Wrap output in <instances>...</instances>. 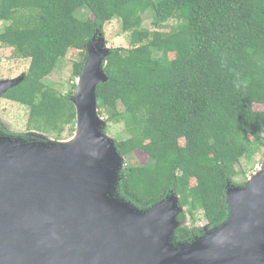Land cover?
<instances>
[{
	"label": "trees",
	"instance_id": "16d2710c",
	"mask_svg": "<svg viewBox=\"0 0 264 264\" xmlns=\"http://www.w3.org/2000/svg\"><path fill=\"white\" fill-rule=\"evenodd\" d=\"M115 18L130 46L105 58L97 106L110 123L124 122L128 135L115 139L122 155H148L124 167L118 196L148 209L176 192L186 207L180 220L189 213L196 221L202 210L209 228L222 225L228 186L246 182L235 181L237 165L264 145V111L254 108L264 105V0H0V45L30 60L23 81L3 96L29 108V130L74 135L75 88L63 94L45 80ZM72 66L80 77L84 62ZM202 233L185 225L175 239Z\"/></svg>",
	"mask_w": 264,
	"mask_h": 264
},
{
	"label": "water",
	"instance_id": "95a60500",
	"mask_svg": "<svg viewBox=\"0 0 264 264\" xmlns=\"http://www.w3.org/2000/svg\"><path fill=\"white\" fill-rule=\"evenodd\" d=\"M97 34L71 97L74 135L26 141L0 132V264H264V169L230 184L228 220L187 242H174L187 225L176 192L148 209L118 196L127 163L97 106L111 49ZM24 77L0 79V97Z\"/></svg>",
	"mask_w": 264,
	"mask_h": 264
},
{
	"label": "rangeland",
	"instance_id": "374dc122",
	"mask_svg": "<svg viewBox=\"0 0 264 264\" xmlns=\"http://www.w3.org/2000/svg\"><path fill=\"white\" fill-rule=\"evenodd\" d=\"M80 17L86 18L88 12L80 11L78 13ZM151 15V12L145 14L144 26H150L151 23L147 20ZM147 21V22H146ZM1 26V25H0ZM121 22L118 19H113L108 22L102 28H99L98 37L102 36L105 38V47H129L130 46V34L125 33L121 29ZM76 50L71 49L67 56L63 58L56 69L46 78V83L58 90L60 93L67 94L70 90H76L79 77L73 75V62H84L87 60L89 53L87 49ZM0 79L4 78H16L24 74L30 65V60L13 55V50L11 48L4 47L0 45ZM174 54H170L173 57ZM25 75V74H24ZM254 108L260 112L264 111V105L255 104ZM28 117L29 108L25 105L19 104L16 101L0 97V132L2 134L10 135L13 138H20L21 134H27V136L36 137V134L41 137L42 140L56 139L54 135L45 133L43 131L29 130L28 128ZM101 117L108 123L104 129L106 133L113 139H120L127 136L124 122H111L107 120V114H102ZM9 130L11 134H7L5 131ZM32 132V133H31ZM72 134L66 132L63 139H68ZM37 136V137H38ZM73 136V135H72ZM23 138V137H21ZM25 139V138H24ZM34 140V139H33ZM58 140V139H56ZM62 140V139H59ZM28 141V140H27ZM182 144L185 143L184 139L180 140ZM126 163L132 165L144 164L148 160V155L145 151L138 149L132 152L129 156H125ZM264 169V145L260 146L258 151L254 153L251 158H242L239 165H237V170L241 173L235 178V181H247L255 173ZM244 172L245 174H243ZM247 180H246V179ZM190 227L201 226L207 223L202 210L197 211V220L193 221L189 213L187 217L183 220ZM174 242L179 241L174 239ZM182 242V241H181Z\"/></svg>",
	"mask_w": 264,
	"mask_h": 264
},
{
	"label": "clouds",
	"instance_id": "9594fccd",
	"mask_svg": "<svg viewBox=\"0 0 264 264\" xmlns=\"http://www.w3.org/2000/svg\"><path fill=\"white\" fill-rule=\"evenodd\" d=\"M97 33H98V32H97ZM97 33H96V34H97ZM96 34H95V35H96ZM95 35H94V36H95ZM91 39H92V38H91ZM87 59H88V57H87ZM86 61H87V60H86ZM86 61H85V62H86ZM104 62H105V61H104ZM84 64H85V63H84ZM103 66L105 67V64H104V63H103ZM83 67H84V66H83ZM203 233H204V230H203ZM203 233H202V234H203Z\"/></svg>",
	"mask_w": 264,
	"mask_h": 264
},
{
	"label": "bare ground",
	"instance_id": "6f19581e",
	"mask_svg": "<svg viewBox=\"0 0 264 264\" xmlns=\"http://www.w3.org/2000/svg\"><path fill=\"white\" fill-rule=\"evenodd\" d=\"M73 141H77L78 140V137H75L72 139ZM252 177V176H251Z\"/></svg>",
	"mask_w": 264,
	"mask_h": 264
}]
</instances>
